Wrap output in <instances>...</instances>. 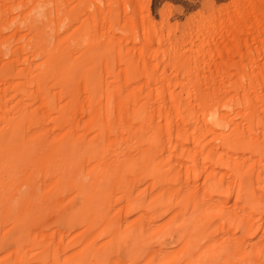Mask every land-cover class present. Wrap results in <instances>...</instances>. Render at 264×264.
I'll list each match as a JSON object with an SVG mask.
<instances>
[{"label": "bare ground", "instance_id": "bare-ground-1", "mask_svg": "<svg viewBox=\"0 0 264 264\" xmlns=\"http://www.w3.org/2000/svg\"><path fill=\"white\" fill-rule=\"evenodd\" d=\"M151 1L0 0V264H264V0Z\"/></svg>", "mask_w": 264, "mask_h": 264}, {"label": "rangeland", "instance_id": "rangeland-1", "mask_svg": "<svg viewBox=\"0 0 264 264\" xmlns=\"http://www.w3.org/2000/svg\"><path fill=\"white\" fill-rule=\"evenodd\" d=\"M233 2L234 0H152L151 11L154 21L158 24H164L166 28L173 33V45L177 48V50H179L182 49L181 38L184 35V31L187 28L189 20L192 16H198V19L202 21L203 24L214 23L215 19L213 18V14L210 12L212 7L214 9L221 8L226 11ZM11 168V164H6L4 170L5 173H2V175L4 179H9L11 176L16 175V177H12L14 178V190H12L14 196H16V192L20 184L19 178L21 176L22 169L20 168V165H17L14 169ZM5 183L8 184L7 182ZM72 201L73 200L70 202L67 201V206H70ZM85 202L86 201H82L80 206L76 207L77 212H75L76 214L72 225L77 226V228L81 227V212ZM68 228L69 227H66L65 233L68 232Z\"/></svg>", "mask_w": 264, "mask_h": 264}]
</instances>
